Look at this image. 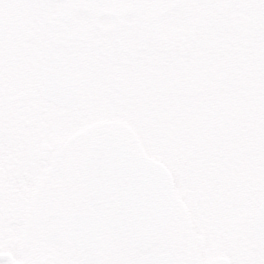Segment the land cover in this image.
Segmentation results:
<instances>
[{"label":"flooded vegetation","instance_id":"flooded-vegetation-1","mask_svg":"<svg viewBox=\"0 0 264 264\" xmlns=\"http://www.w3.org/2000/svg\"><path fill=\"white\" fill-rule=\"evenodd\" d=\"M49 1L35 0L34 8L30 5L26 8L21 3L17 6V0H7L4 2L7 11L0 9V20L2 18L5 23V32L0 38V264H30L15 261V252H12L16 226L25 219L28 225L25 232L30 242L38 234L44 244L56 252H61L69 243L74 246L67 237V219L71 213L82 212L88 207L83 200L85 189L79 164L87 141L81 142L74 132L65 135L64 126L72 129L73 123L62 126L61 119L71 115L69 120L73 121L72 114L77 106L95 96L97 89L98 95H108L112 89L127 90L129 79L124 77L125 66L129 59L133 66L135 61L139 64V49L130 52L117 36L121 33V24L104 27L96 21V17L104 14L98 7V0L97 6L80 0H58L60 3L48 6ZM169 2L171 7L177 6L190 18L189 35L184 41L172 42L167 49L168 56H178L184 63L192 59L189 48L200 42L203 44L206 19L211 24L218 22L224 29L233 30L223 34L222 48L244 42L254 49L256 40L264 37V0ZM198 3L205 6L198 10ZM115 12L114 9L108 11L116 17L119 12ZM139 12H142L141 7ZM127 13L129 11L124 14ZM80 14L87 17H80ZM202 46L201 55L205 52ZM219 49H214L215 53ZM128 54L130 58L123 59ZM121 59L123 65L113 64ZM62 86L69 87V92L77 88L71 106L50 98ZM49 114L61 121L51 122ZM103 128L107 130L102 135L112 131L106 126ZM55 140L57 142L53 143ZM33 185L38 195L34 203L36 209L31 207L30 197L22 196L30 194ZM16 194H20L18 202ZM48 236H59L65 243L60 247L49 245ZM112 242L126 245L105 232L103 246L107 249L100 255L98 264L111 254L108 245ZM257 245L264 247L258 242ZM27 246L22 252L24 257L34 264H48L44 250L29 251ZM173 256L182 264L180 257Z\"/></svg>","mask_w":264,"mask_h":264},{"label":"rangeland","instance_id":"rangeland-1","mask_svg":"<svg viewBox=\"0 0 264 264\" xmlns=\"http://www.w3.org/2000/svg\"><path fill=\"white\" fill-rule=\"evenodd\" d=\"M5 1L7 0H0V9L7 11ZM34 1L17 0V6L21 3L26 5V8L27 5L34 8ZM53 3L60 2L50 0L47 5L51 6ZM98 5L104 14L96 17V21L104 27L109 25L114 27L113 24L119 22L121 33L117 36L121 37L124 44L130 48V52L139 49L137 50L139 64L135 61L133 66L129 54L124 57L123 59H129L124 75L126 79H129V82H126L128 89L122 92L112 89L108 95H98L97 89L95 96L86 98L85 103L77 106L72 114L73 121L69 120L71 115L62 117V126L67 122L73 123L72 129L64 126L62 131L65 135L66 133L71 135L74 132L80 141H87L85 150L79 156L80 165L86 150L92 141L98 139L107 130L103 128L106 126L126 136V139L130 141L129 147L135 152L151 156L166 164L175 182V208L159 241L148 251H140L127 244L122 246L112 242L110 246L108 245L111 254L105 257L102 264H140L149 252L172 253L180 257L182 264H264V247L257 245L253 235L254 216L264 198V187L239 184L238 181L233 184L231 177L228 179L222 173L219 177L211 176L205 168L169 162L170 159L165 155L167 151L160 142L161 138L152 134L151 130L155 129L156 124H153V129L152 125H143L145 130L148 128V133L139 130L142 129L139 117L145 110L156 106L158 100H161L154 88L181 74L187 76L185 74L191 72L190 79L194 81L197 76V79L205 78V75L204 77L199 75L208 66L219 65L236 69L250 65L254 66L252 72L254 80L264 77V37L256 40L257 45L254 49L248 48V44L244 42L222 48L220 44L223 34L233 30L228 27L224 29L218 22L211 24V21L206 19L203 30L205 36L201 40L203 46L201 42L190 48L188 46L192 59L184 63L178 56H168L167 49L172 42L184 41L189 35L190 18L177 6L171 7L169 0H98ZM196 6L199 10V7L203 8L205 5L198 3ZM139 7L142 12H139ZM20 8L24 10L23 7ZM110 9L116 10L119 14L116 17L113 16L108 13ZM126 11H129L127 15L124 14ZM210 13L209 10V16ZM79 16L87 17L85 14ZM114 35L116 34L113 33L112 37ZM236 45L237 49H235ZM201 46L205 50L203 55L199 52ZM216 48H220L218 53L214 51ZM156 51H158L157 55ZM203 57L205 60L202 59ZM123 59L113 61V64L123 65ZM189 64L190 66H187ZM232 75L229 74L227 78L233 77ZM243 89V87L235 86L231 89L225 88L223 93L234 94ZM173 100L175 98L171 96L170 101ZM158 110H161L159 104ZM49 117L51 122L60 120L55 119L52 114H49ZM48 134L50 137L51 134ZM56 142L57 140L53 141V143ZM218 178H221V181ZM19 196L20 194H16L17 202ZM22 196L30 197L31 207H35L34 203L38 195L34 185L30 189V194H22ZM65 216L67 218L68 213ZM27 226L26 219L20 226H16L12 242L15 261L34 264L28 257L22 255L27 244L29 251L44 250L48 257V264H81L80 257L70 243L61 252H56L52 247L44 244L38 234L30 242L25 232ZM255 245L258 247L254 248ZM40 260V257L37 258L38 262Z\"/></svg>","mask_w":264,"mask_h":264},{"label":"trees","instance_id":"trees-1","mask_svg":"<svg viewBox=\"0 0 264 264\" xmlns=\"http://www.w3.org/2000/svg\"><path fill=\"white\" fill-rule=\"evenodd\" d=\"M253 70L208 66L198 74L204 79L195 75L192 81L188 72L158 84L154 90L161 100L139 117V130L148 133L143 125L156 124L152 134L161 138L169 162L264 187V77L254 80ZM235 86L244 89L223 93Z\"/></svg>","mask_w":264,"mask_h":264},{"label":"water","instance_id":"water-1","mask_svg":"<svg viewBox=\"0 0 264 264\" xmlns=\"http://www.w3.org/2000/svg\"><path fill=\"white\" fill-rule=\"evenodd\" d=\"M2 21L0 38L5 32ZM68 90L59 87L50 98L71 106L77 88ZM81 179L88 207L69 215L67 237L82 264L99 263L107 249L103 246L105 232L140 251L150 250L159 241L175 208V182L166 164L135 152L118 132L111 131L91 146L82 164ZM253 234L264 246V198L254 216ZM47 242L60 247L65 240L48 236ZM140 264L179 263L171 253L149 252Z\"/></svg>","mask_w":264,"mask_h":264},{"label":"bare ground","instance_id":"bare-ground-1","mask_svg":"<svg viewBox=\"0 0 264 264\" xmlns=\"http://www.w3.org/2000/svg\"><path fill=\"white\" fill-rule=\"evenodd\" d=\"M80 1L85 4H92V5L97 6V0H80Z\"/></svg>","mask_w":264,"mask_h":264}]
</instances>
